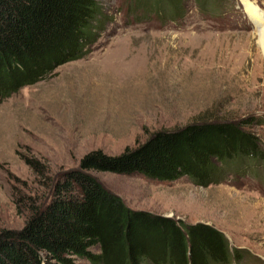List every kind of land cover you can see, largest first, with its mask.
Listing matches in <instances>:
<instances>
[{"label":"rangeland","instance_id":"rangeland-1","mask_svg":"<svg viewBox=\"0 0 264 264\" xmlns=\"http://www.w3.org/2000/svg\"><path fill=\"white\" fill-rule=\"evenodd\" d=\"M97 2L89 51L0 102V232L22 229L28 204L48 203L92 151L114 157L161 130L245 122L262 156L217 184L89 174L128 209L211 226L242 264H264V55L243 0ZM251 2L264 13V0Z\"/></svg>","mask_w":264,"mask_h":264},{"label":"trees","instance_id":"trees-1","mask_svg":"<svg viewBox=\"0 0 264 264\" xmlns=\"http://www.w3.org/2000/svg\"><path fill=\"white\" fill-rule=\"evenodd\" d=\"M101 20L97 0H0V102L81 59L99 37ZM245 124L192 122L155 132L114 157L86 154L78 169L53 183L48 203L28 204L22 229L0 232V264H242V251L229 249L213 227L130 210L89 171L217 184L229 166L262 156Z\"/></svg>","mask_w":264,"mask_h":264},{"label":"bare ground","instance_id":"bare-ground-1","mask_svg":"<svg viewBox=\"0 0 264 264\" xmlns=\"http://www.w3.org/2000/svg\"><path fill=\"white\" fill-rule=\"evenodd\" d=\"M243 2L248 18L253 22L256 28L260 49L264 55V27H262L264 23V13L255 8L251 0H243Z\"/></svg>","mask_w":264,"mask_h":264}]
</instances>
